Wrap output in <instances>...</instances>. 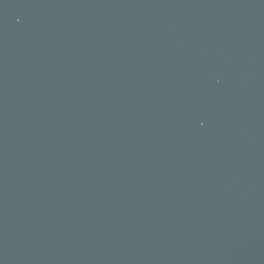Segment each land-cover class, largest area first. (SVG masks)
I'll list each match as a JSON object with an SVG mask.
<instances>
[{"label": "water", "instance_id": "obj_1", "mask_svg": "<svg viewBox=\"0 0 264 264\" xmlns=\"http://www.w3.org/2000/svg\"><path fill=\"white\" fill-rule=\"evenodd\" d=\"M0 264H264V0H0Z\"/></svg>", "mask_w": 264, "mask_h": 264}]
</instances>
